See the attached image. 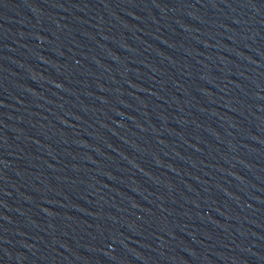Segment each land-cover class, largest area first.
Wrapping results in <instances>:
<instances>
[{
	"label": "water",
	"instance_id": "obj_1",
	"mask_svg": "<svg viewBox=\"0 0 264 264\" xmlns=\"http://www.w3.org/2000/svg\"><path fill=\"white\" fill-rule=\"evenodd\" d=\"M0 264H264V0H0Z\"/></svg>",
	"mask_w": 264,
	"mask_h": 264
}]
</instances>
